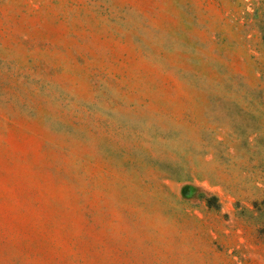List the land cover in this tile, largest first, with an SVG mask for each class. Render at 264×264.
<instances>
[{
	"label": "rangeland",
	"instance_id": "1",
	"mask_svg": "<svg viewBox=\"0 0 264 264\" xmlns=\"http://www.w3.org/2000/svg\"><path fill=\"white\" fill-rule=\"evenodd\" d=\"M0 264H264V0H0Z\"/></svg>",
	"mask_w": 264,
	"mask_h": 264
}]
</instances>
